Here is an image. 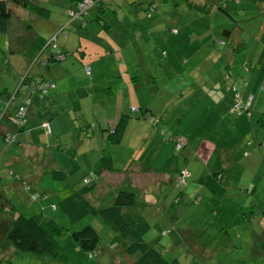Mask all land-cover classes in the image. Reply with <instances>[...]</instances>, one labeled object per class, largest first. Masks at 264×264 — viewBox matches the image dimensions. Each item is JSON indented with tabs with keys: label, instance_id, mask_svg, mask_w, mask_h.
<instances>
[{
	"label": "rangeland",
	"instance_id": "obj_1",
	"mask_svg": "<svg viewBox=\"0 0 264 264\" xmlns=\"http://www.w3.org/2000/svg\"><path fill=\"white\" fill-rule=\"evenodd\" d=\"M95 1L96 10L90 9L87 16L95 32H87L88 38L81 41L80 51L86 50L90 57L98 59L94 64L90 62L96 78L87 73V80L84 64L89 61L82 60L75 51L79 44L75 41L66 57L78 53L73 63L59 62L69 70L66 74L70 77L63 80L65 87L73 81L75 90L70 92L68 100L57 99L50 119L40 122L41 134L49 135L41 125L49 121L58 135L50 134L54 140L36 143L30 138L25 141L22 132L16 142H10L2 134H14V125L0 131V188L8 194L15 210L14 214L4 211L0 217L22 214L43 220L52 218L67 233L54 236L59 246L56 256L20 251L8 240L10 250L5 255L4 242H0V264H136V257L124 250L123 237L110 225L89 212L72 221L61 205L65 197L82 190L83 178L100 164L101 153L110 157L114 169L121 173L102 175L85 198L95 205L110 204L126 175L138 196L133 209L142 212L150 224L143 240L163 249L167 263L176 260V264H264V250L259 242L264 247V227L258 225L264 223V89L255 93L258 98L262 93L259 101L258 98L240 101L239 110L251 106V115L239 110L229 113L237 102L234 99L233 102L230 99L231 104L226 99L219 103L212 91L208 96L204 94L214 81H222L225 61L232 54L228 64L232 65L233 76L237 77V68L245 64L247 68L241 69L243 76L252 68V72H261L264 0H213L217 3L205 10L198 8L201 0ZM34 2L46 10L45 15L18 7L13 9L9 31L0 32V96L4 95L0 98L1 123L9 121L5 113L21 100L22 88L12 98L22 78L25 76L29 81L31 90L35 76L40 73V64L31 66V61L25 62L26 57L33 54V60L40 46L44 47L56 30L69 22L63 11L72 0ZM151 4L156 9L149 14L144 8ZM101 21L106 22L107 29L102 28ZM110 27L113 30L107 33ZM224 30L229 33H223ZM65 33L66 37L74 35L68 29ZM64 39L65 36H60L58 42ZM131 64L133 73L128 68ZM124 68L138 79L134 100L141 101L142 110L145 104L149 105L159 124L152 125L150 113L145 111L146 119H130L121 142L113 143L103 137L107 131L100 128L98 116L108 107L99 101L111 100L109 109L114 110L113 101L122 95L120 85L112 79L119 80L127 74L132 81L128 72L116 76ZM262 81L259 85L264 88V71ZM236 85L242 86V81L239 79ZM214 87L218 89L219 84ZM6 89L9 91L4 94ZM245 90L250 92L249 88L240 87L241 93ZM195 93L196 101L192 97ZM33 97L39 99L37 93ZM89 100L93 102L90 109L86 108ZM9 102L12 103L7 108ZM60 104L65 108L62 114L56 111ZM211 105L220 115L203 117ZM86 119L89 123L93 121L92 132L82 127ZM27 120H35L29 111L25 124ZM209 141L221 142L228 148L227 154H232L227 160L229 169L226 170L227 166L222 169L230 177L229 185L234 187L230 192L237 194L231 200L212 196L194 181L202 171L208 173L213 167L217 152L212 157L209 155ZM180 143L182 148L176 150ZM183 167L188 168L191 177L177 186L174 173ZM55 168L64 173V178L52 177ZM144 168L148 171H143ZM162 171L170 173L171 179L160 184L154 173ZM35 194L39 197L31 202L28 197ZM251 223L252 232H249ZM86 224L93 225L100 236L93 254L80 249L70 235ZM226 241L234 243L227 247Z\"/></svg>",
	"mask_w": 264,
	"mask_h": 264
},
{
	"label": "trees",
	"instance_id": "obj_2",
	"mask_svg": "<svg viewBox=\"0 0 264 264\" xmlns=\"http://www.w3.org/2000/svg\"><path fill=\"white\" fill-rule=\"evenodd\" d=\"M81 1L82 0H72L71 4L63 11V15L67 17L66 20H69L68 24H65L64 27H62L61 29L56 30V34L53 35L51 41H48L44 47L41 48L40 46V50L37 51L35 58L32 60L33 54H31L29 57H26L25 62L27 63L28 61H31V66H33L37 62V64H40V73L35 76L31 90H29L30 83L29 81L25 80L24 76L21 80L20 86L16 89L15 93L13 94L12 99H15V97H17L19 89H23V92L19 96L21 100H17L16 104L12 105L10 111H7L5 113L6 118L11 121L9 123L13 124L15 127L14 134H12V136H14V139L10 142H16L19 133L26 132V117L29 108L34 105L35 97H33V94L37 93L39 95V99L36 103H38L39 105L41 103L44 106L49 105V91L54 89L56 85L54 81L49 80L48 75L45 71L53 64L65 60L67 55L70 54L67 49L60 45L58 39L60 36L66 37V29L74 32L76 31V28L84 29L89 10L92 8V6L97 4L95 0L92 1V4L88 7L86 12H84L80 16H74V13L78 11V4ZM217 1L201 0V4L198 8H203V10H205L207 6H214ZM208 2H212V5L208 4ZM18 7L27 9L28 11L40 14L42 16L46 14V10L43 7L39 6L37 3H35L34 0H0V32L4 33L9 31L12 13H14L13 9H16ZM146 9L150 14V10L156 9V6L155 4H151L144 8V10ZM101 10L102 7H100L99 12H101ZM100 24L103 28L107 29L106 22L101 21ZM223 33L228 34L229 31L224 30ZM233 56L234 54L229 57V62H231L230 60L233 58ZM228 61H225L226 68L222 81H214L211 84V88H207L204 94L208 96L209 92L212 91L214 96L217 97V101L219 103L225 99L227 100L228 104H231L230 99H232V102L234 99L235 101H237L236 103L244 99L248 101L250 95H252L254 101L256 98H258V96H256L254 93H252L251 91L249 92L248 90H245L243 93H241L240 91V87L248 88L249 80L247 79V76L249 74L247 75V73L252 72L254 68L248 70L247 73L243 76V72L241 69L243 67L247 68V65L245 64L244 66H241V68H237V77H235L231 73L230 69H232V65L230 66L228 64ZM235 63L236 62H234V64ZM86 67L90 68V66L84 65L85 74H87ZM91 72L92 70L90 68V73ZM116 76L118 77L119 73H117ZM89 77H91V75ZM89 77L87 75V80ZM130 77L132 78V85L136 86V76ZM239 79L242 81V86L237 87L236 84ZM216 84H219L218 89H215L214 87ZM262 88L263 86L260 87L259 91ZM7 91L9 90L6 89L3 93L6 94ZM8 96H10L9 93L7 94V97ZM2 97H4V95L0 96V98ZM192 97H195L194 101L197 100L196 95H193ZM259 98L257 101H259ZM212 99L213 103L214 97ZM11 103L12 102L8 103L7 108L11 105ZM236 103L233 107H230V109L228 110L229 113L235 114L236 110H239V108L236 107ZM145 106V110H142V106L140 109L135 106H132L130 107L128 112L124 110L115 119L111 117L112 113H110L108 108L107 110L102 111V115L99 114L98 119L100 128H105V130L107 131L105 132L106 136L103 135V137L107 138L106 140H110L113 143L121 142L126 132V129H128L129 124L131 123L130 119H146V115H144L145 111H149V120L152 122V125L159 124V119H154V116L151 114V109H149L150 106ZM250 108L251 106L246 108L245 110L240 109L239 111H246L248 115H251ZM136 109H139V113H135ZM213 113L220 115V113L214 109V105H211L210 108L206 110V113L203 115V117H211ZM219 119L220 118H218L217 121ZM87 120L88 119H86V122L82 125V127L86 128V132H92L93 121L89 123ZM18 121H21L22 124L18 123ZM215 123H213L212 125H214ZM2 136L3 139L5 138L6 141H9L7 139L6 134H2ZM168 139H171L170 134L168 135ZM239 141H241L240 137ZM211 143L214 145V147H210L211 149L208 147V149H210L209 155L212 156L214 153L217 152V156H215L214 161H212L213 167L211 169L209 167L210 170L208 173H204V171H202L201 174L194 181L202 185L209 194H212V196L218 197L219 199H224L226 201L231 200L232 196H236L237 194H232L230 192L229 189L234 187H231L229 185L230 177H228L227 174H224L222 169L224 168V166L228 167L226 168V170L229 169L227 160L228 157L232 158V154H227L228 148L225 149L221 142H218L216 144L214 142ZM182 145L183 143H180L179 147L175 146V149H181ZM234 145H236V143ZM194 156L196 155L194 154ZM99 159L100 164L96 167V169L89 171L88 175L83 178L84 187L82 188V190L75 191L74 194L64 198L61 201L63 210L68 213L72 221H75L77 218H80L85 213L89 212L93 216L99 217L104 223L110 225L119 236L123 237L124 250H126L128 254L136 256V264H176V260L171 261V263H167L163 257V249H157L156 247L146 243L143 240V234L149 229L150 224L147 219L142 216V212L140 213V211L138 212V210L136 211V209H133V207L136 206V204L138 203V196L133 190L134 187L129 184V182L126 180L127 176L125 174V176L122 178V181L120 182L121 187L117 190L110 204H100L96 206L85 198L88 193L92 192L95 189L97 181L102 177V174L104 172H120L114 169L113 162L110 157H106L103 153H101ZM171 170L172 168H170L168 171ZM143 171H148V169L144 168ZM160 173H165L167 175L165 180H158L160 184H163L167 182L168 179H171L170 173L165 171H162ZM175 174H177V176L175 177V180H177V186L182 185V183L184 184L186 182V179L188 177H191L188 168L186 167L176 170L174 175ZM157 176L159 177V175ZM52 177L55 179H62L64 178V173L62 171H54L52 172ZM19 181L23 183V180L21 178L19 179ZM16 183L17 180H15V184ZM118 183L117 185H119ZM126 185L129 186L127 187ZM38 197L39 196H37V198ZM178 197L179 196H176L175 199H178ZM28 198L32 202L33 199L30 196ZM9 201L10 200L8 199V194L4 192L2 188H0V213L4 211L10 212L11 214L15 213L14 206ZM224 206L225 205L222 204V207ZM258 225L260 227H264V223ZM252 226L253 223L248 226L249 232H252ZM62 233H67V230L64 227L60 226L52 218L48 220H43L37 217H25L22 214H18L15 216L13 215L10 218L0 217V242H4L3 249L5 255H7L10 250L6 241L8 240V242H10L16 249L20 251L30 252L35 255L56 256L59 251V246L54 236L60 235ZM221 233H219L220 236H222ZM224 234V236L227 235L226 230H224ZM70 235L80 249L90 254H93L94 250L98 246L100 239L97 229L91 224H86L80 230L72 231ZM259 242H261L262 249L264 250L263 242ZM233 243L234 242L230 243V241L225 242V244H228L226 245L227 247Z\"/></svg>",
	"mask_w": 264,
	"mask_h": 264
},
{
	"label": "crops",
	"instance_id": "obj_3",
	"mask_svg": "<svg viewBox=\"0 0 264 264\" xmlns=\"http://www.w3.org/2000/svg\"><path fill=\"white\" fill-rule=\"evenodd\" d=\"M248 1H251V0H248ZM252 2H254V0H252ZM96 8H97V4L92 6L91 9L96 10ZM135 18L137 20V17H135ZM150 18L151 17H149V19ZM123 20H124V17H123L122 21ZM128 22L131 23V19H130L129 16H128ZM112 28L110 27L108 29L107 33L111 32L113 30ZM131 29L132 28H130V30ZM89 30L95 32L94 25L92 23H90V21L88 22V20L86 19L85 28L83 29V31H81V28H76V31L74 32V35H72L70 37H65V39L62 40L60 42V44L62 45V47H64L68 51H70L69 49L71 48V44L75 43V41L78 42L79 44L77 46H75V49H76L75 51L80 53V57H81L82 60L85 59V60L89 61V62H86V63L90 64L91 70L93 71L94 70V66L92 65V63L94 64L98 59L95 58V57H92V56H91L92 57L91 58L90 54L87 53L86 50L80 51V49H81V47H80L81 41L83 39H85V38L86 39L88 38L87 37V32H89ZM73 54L74 55H72L70 58H68V59L66 58L64 60V62L66 60H69L70 62H72L73 59H76L75 55L78 54V53L75 54V52H73ZM116 58H120V57H116ZM91 59H93V60H91ZM235 60L236 59H234L232 62H236ZM90 62H92V63H90ZM65 67H66V65H65ZM128 68L131 70L132 73L135 71L134 66L132 64L130 66H128ZM124 69L122 71L121 70L119 71V73H120L119 75L120 76L122 75V73H125V72H128L130 74L129 69H125V70ZM66 71H67V73H69L68 72L69 70L67 69V67L64 68L63 65H61L60 63H55L51 67L46 69L45 72L48 75L49 80L54 81L56 87L49 91L50 92V99L48 100V102H49L48 106H44L41 103L39 105L38 103H36L38 101V99L34 98V105L30 107L29 113H31L32 115L35 116V120H31V121L27 120V123H26V126H25V129H26L25 131L26 132L24 133L25 134L24 135L25 141L27 140V138L28 139L30 138V139L34 140L36 143H40V142H42L44 140H54L49 135L56 133V129L54 127L53 128L51 127L52 131H51V133L49 135H45L44 133L41 134L40 131L43 132V130L40 127V122L43 119H45V118H49L50 111L53 109V106L58 104L57 103V99L61 98L62 101L68 100L70 92L72 90H75V88H74L75 83L73 81L70 82L69 87H65V85L63 83V80L69 76V75L66 74ZM263 71H264V64L261 66V72H257L256 71V72H252V73L251 72L247 73V75L249 74L247 76V78H249L248 88L254 94L257 93L259 91V88L261 87V85H259V84L262 83V72ZM92 76H94V80H95L96 76L94 74H92V72H91V77ZM130 76H131V74H130ZM135 79H136L135 84H137L136 86L132 85V81L128 78L127 74L126 75L124 74V76H121V78L119 80H117L116 78L112 79V82L117 83V84L120 85V87H122L121 88V93H120L122 96L119 99H115L113 101V104H112L114 106V110L113 111H110V109H109V106L111 105V100H101V101H99L103 106H107L108 107L110 113H112L111 117L113 119L117 118V116L120 115V113L123 112L124 110H126L128 112L130 107H132V106H135V107H137L139 109L141 108V106H142L141 101L140 100H134V98H136L135 92L139 89L138 79L137 78H135ZM109 87H111V86H109ZM262 89H264V88H262ZM109 91H111V88H109ZM125 91H126V94H125ZM196 94L197 93H195L194 95H196ZM261 94H260V96H261ZM85 95H87V94H85ZM95 95H96V93L93 92V96L92 97H94ZM124 95H126V97ZM124 97L126 99H124ZM85 98H88V96H85ZM260 98H259V100H260ZM144 104H145V102H144ZM92 105H93V102L91 100H89L87 102L86 108L90 109L92 107ZM62 107H63L62 104L56 106L57 113H59V114L64 113V111H65L64 109L65 108L62 109ZM139 109H136L135 113H139ZM105 110H107V109H105ZM9 124H10L9 121H4L3 123L0 122V131H3L4 128L8 127ZM57 126H58V128L60 130L62 129V127L60 128L58 123H57ZM58 133L54 134V136L58 135ZM190 141L191 140H190V137H189V143H190ZM208 147L209 148L210 147L213 148L214 145L209 141ZM93 165H95V164H93ZM54 171H57L56 168L53 170V172ZM58 171H60V170H58ZM6 172H7V170H6ZM105 173H107V172H104L102 175H104ZM119 173L120 172H118L117 174H119ZM107 174H110V173H107ZM155 174L159 175V181L160 180L163 181L167 177V175L165 173H160V174L155 173ZM67 197H69V196H67ZM100 204H102V202H100L98 205H100Z\"/></svg>",
	"mask_w": 264,
	"mask_h": 264
},
{
	"label": "built area",
	"instance_id": "obj_4",
	"mask_svg": "<svg viewBox=\"0 0 264 264\" xmlns=\"http://www.w3.org/2000/svg\"><path fill=\"white\" fill-rule=\"evenodd\" d=\"M92 4L91 0H82L81 2H79L78 4V11L74 13V16H80L81 14H83L84 12H86V10L88 9V7ZM86 72L90 73V68L86 67ZM51 87V86H50ZM249 99H253L252 95H250ZM241 106L240 101L236 104V107L239 108ZM22 109V108H21ZM18 123L22 124L21 121H18ZM42 127L44 128L46 133H50L51 132V126L50 123L48 121H44L42 123ZM7 139L9 141L14 139V136L8 134L7 135ZM37 194L31 196L32 199L37 198Z\"/></svg>",
	"mask_w": 264,
	"mask_h": 264
},
{
	"label": "clouds",
	"instance_id": "obj_5",
	"mask_svg": "<svg viewBox=\"0 0 264 264\" xmlns=\"http://www.w3.org/2000/svg\"><path fill=\"white\" fill-rule=\"evenodd\" d=\"M49 122V121H48ZM50 123V122H49ZM51 126V125H50ZM51 131H52V129H51ZM51 133V132H50ZM50 133H48V134H50Z\"/></svg>",
	"mask_w": 264,
	"mask_h": 264
}]
</instances>
